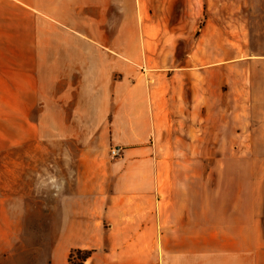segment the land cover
<instances>
[{"label":"crops","instance_id":"0c3cea01","mask_svg":"<svg viewBox=\"0 0 264 264\" xmlns=\"http://www.w3.org/2000/svg\"><path fill=\"white\" fill-rule=\"evenodd\" d=\"M120 1L125 2L0 0V255L16 244L22 222L33 221L25 197L14 184L7 186L2 166L5 153L47 146L51 132H57L62 142L77 136L76 132L94 128L75 121V107L66 106L65 99L79 97L75 91L59 92L58 97L64 102L59 101L56 113L52 112L45 104L49 89L44 75L52 67L82 66V53L77 56L76 51H87L85 66H96L101 47L113 51L109 44L97 40L98 28L99 23L107 25L114 18V3ZM136 1L146 5L151 0ZM257 11L255 21L245 20L243 13H234L235 31L230 41L222 32L226 24L218 23L212 46L216 55L211 56L210 38L203 39L200 97L189 96L186 91L174 92V87L164 96L171 115L193 112L219 116L214 126L205 124L196 130V144L218 146L231 153L178 155L169 159L155 156V163L184 165L177 169L172 165L168 171L155 167L152 172H120L116 174L119 177L95 170H74L63 176L72 179V184L70 196L59 200L68 213L58 222H154V264H264V160L259 159L264 156L251 153L254 147H264V46L261 49L254 44L257 34L264 37V4ZM218 15L222 18L223 14L218 11ZM66 33L78 39L84 36L88 41L61 43L59 35ZM211 60H216L213 63L220 73L230 67L240 73L227 89L223 91L221 86L212 96L208 75ZM255 66L263 68L256 72L263 75H258L257 84L251 81ZM181 77L178 83L188 84V75ZM154 86L152 90H141V100L155 103L148 112L142 109L141 102L142 115L163 114L158 106L163 97L157 91L156 79ZM154 129L157 130L156 119ZM10 161L18 159L12 155ZM191 163L203 165L193 169ZM145 175L153 179L152 219L140 207L148 199L141 181ZM117 177L123 179L110 181ZM59 194L63 195L61 188Z\"/></svg>","mask_w":264,"mask_h":264},{"label":"rangeland","instance_id":"374dc122","mask_svg":"<svg viewBox=\"0 0 264 264\" xmlns=\"http://www.w3.org/2000/svg\"><path fill=\"white\" fill-rule=\"evenodd\" d=\"M135 1L115 2L114 18L108 20L107 25L99 23L97 40L109 44L113 51L101 47L96 55V66H85L87 51H76L77 56L82 53V66L52 67L49 74L45 73L49 89L45 104L52 112L56 113L59 101L64 102L59 99V92L75 91L79 97L65 99L66 106L75 107V121L94 128L76 132L77 136L62 142L57 132H51L47 146L28 152L18 148L5 153L2 166L7 186L14 184L25 197L33 221L22 222L16 244L0 255V264H68L69 254L76 248L92 250L88 263L154 264V222H102V219L100 222H58L68 213L59 200L70 196L72 184V179L63 176L74 170H95L110 177H119L117 173L126 171L152 172L155 167L168 171L172 165L177 169L184 164L155 163V156L169 159L178 155L231 153L218 146L196 144V130L205 124L214 126L219 116L193 112L171 115L164 96L174 87V92L186 91L189 96L200 97L203 39L210 38L211 56L216 55L212 46L218 23L226 24L222 32L230 41L234 38V13H243L245 20L255 21L257 7L263 5L264 0H219L220 3L218 0H151L146 5ZM143 7L146 12L141 13ZM218 11L222 12V18ZM126 14L130 17L123 18ZM59 37L61 43L88 41L84 36L78 39L69 33ZM254 39L257 48L264 46L263 36L257 34ZM214 61H210L208 72L211 96L221 86L223 91L227 89L235 81V75H240L235 67L220 73ZM254 70L255 78L251 81L257 84L258 75H263L256 72L263 68L255 66ZM185 74L188 84L181 85L178 82ZM154 79L158 80L157 91L163 97L158 101L163 114L142 115L141 102L142 109L148 112L154 108L153 100H141L142 89L155 88ZM251 153L264 156V147H254ZM12 155L17 162L10 161ZM192 165L196 169L203 164ZM146 176L141 181L148 199L141 202L140 207L147 215L151 214L148 218L152 219L155 192L153 179ZM118 177L110 181L123 179ZM59 188L63 195L59 194Z\"/></svg>","mask_w":264,"mask_h":264},{"label":"trees","instance_id":"16d2710c","mask_svg":"<svg viewBox=\"0 0 264 264\" xmlns=\"http://www.w3.org/2000/svg\"><path fill=\"white\" fill-rule=\"evenodd\" d=\"M90 256L91 250L76 248L69 254L68 264H90L87 262Z\"/></svg>","mask_w":264,"mask_h":264}]
</instances>
